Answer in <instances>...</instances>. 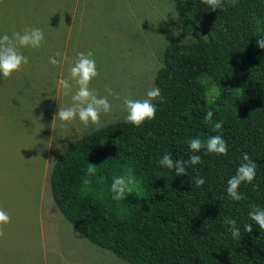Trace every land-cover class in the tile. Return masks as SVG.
Returning <instances> with one entry per match:
<instances>
[{"label": "trees", "instance_id": "16d2710c", "mask_svg": "<svg viewBox=\"0 0 264 264\" xmlns=\"http://www.w3.org/2000/svg\"><path fill=\"white\" fill-rule=\"evenodd\" d=\"M172 1L181 35L198 39L166 46L153 119L140 127L117 121L72 141L50 176L54 200L90 242L131 264H264V231L243 230L251 208L264 207V49L255 44L264 35V0H224L214 11L202 0ZM210 86L218 88L215 99ZM208 110L222 122L226 153L201 149L199 164L179 177L160 167L164 153L187 160V140L217 134L203 121ZM243 153L256 176L239 187L237 202L225 187ZM128 170L132 192L113 200L111 180ZM198 176L205 183L197 188L191 179ZM225 217L237 221L240 239Z\"/></svg>", "mask_w": 264, "mask_h": 264}, {"label": "rangeland", "instance_id": "374dc122", "mask_svg": "<svg viewBox=\"0 0 264 264\" xmlns=\"http://www.w3.org/2000/svg\"><path fill=\"white\" fill-rule=\"evenodd\" d=\"M31 27L43 32L41 46L20 48L29 63L0 78V209L10 218L0 225V264H131L90 242L62 214L50 176L72 141L124 120L123 97L143 99L157 87L169 43L198 37L181 35L172 0H0V33ZM87 51L98 72L89 88L103 96L111 87V111L95 126L61 124L54 116L70 96L58 80L77 52ZM50 56L59 60L56 66ZM218 92L210 86L208 97Z\"/></svg>", "mask_w": 264, "mask_h": 264}, {"label": "clouds", "instance_id": "9594fccd", "mask_svg": "<svg viewBox=\"0 0 264 264\" xmlns=\"http://www.w3.org/2000/svg\"><path fill=\"white\" fill-rule=\"evenodd\" d=\"M202 2L209 11H214L222 7L224 0H202ZM231 3L235 4L236 0H231ZM174 34L176 33L174 32ZM43 40V32L36 27L26 28L22 32H13L11 36L7 33H0V78H8L12 73L19 71L21 65L29 63L28 57L20 53V48L38 49ZM255 44L258 48L264 49V35L256 37ZM48 63L56 66L59 60L55 56H50ZM97 75L93 53L91 51L77 52L75 60L68 69V75L58 80V85L63 90V94L70 96V104L66 107H60L58 104L54 118L59 120L61 124L78 121L87 128L89 125L95 126L101 114H108L111 111L109 97L115 98V96L111 87L108 86L105 87V95L103 96H97L90 90L89 83ZM158 97H160V90L155 86L146 90L143 99L123 97L124 122L133 127H140L146 120H152L156 112V105L153 101ZM203 121L205 123L211 122L212 131L217 132V134L209 135L203 140L199 136L187 140V147L192 153L187 160L178 158L173 160L170 158V153L166 152L157 160V164L162 168L173 170L174 175L179 177L186 175L188 166L199 164L201 156L198 153L201 152V149L204 150L205 154H225L226 143L217 131L222 128V122L213 121L211 110L204 113ZM240 160L241 162L236 166L234 174L226 180L225 187L227 197L237 202L243 198L242 193L239 192V187L242 184L252 183L256 176V163L249 158L248 154L243 153ZM94 171L92 166L87 168L89 174H94ZM135 183V176L131 170H128L125 175L112 178L108 192L113 200L119 201L125 198L126 193L131 194ZM204 183L205 179L202 176L191 179V185L194 184L197 188ZM247 215L252 223L243 224L245 232H251L253 226L264 231V207H252ZM9 219L8 214L0 209V225L9 223ZM223 223L228 226V232L233 239L241 238L240 226L235 219L225 217Z\"/></svg>", "mask_w": 264, "mask_h": 264}]
</instances>
